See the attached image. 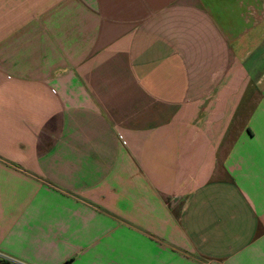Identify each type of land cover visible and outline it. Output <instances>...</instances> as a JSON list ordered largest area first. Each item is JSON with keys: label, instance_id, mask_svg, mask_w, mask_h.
I'll use <instances>...</instances> for the list:
<instances>
[{"label": "crops", "instance_id": "0c3cea01", "mask_svg": "<svg viewBox=\"0 0 264 264\" xmlns=\"http://www.w3.org/2000/svg\"><path fill=\"white\" fill-rule=\"evenodd\" d=\"M0 258L264 264V0H0Z\"/></svg>", "mask_w": 264, "mask_h": 264}, {"label": "trees", "instance_id": "16d2710c", "mask_svg": "<svg viewBox=\"0 0 264 264\" xmlns=\"http://www.w3.org/2000/svg\"><path fill=\"white\" fill-rule=\"evenodd\" d=\"M0 264H13V263H10V262L6 261L5 259L0 258Z\"/></svg>", "mask_w": 264, "mask_h": 264}]
</instances>
